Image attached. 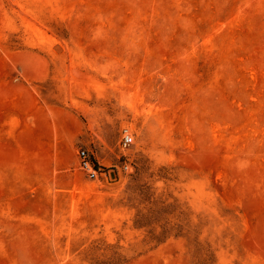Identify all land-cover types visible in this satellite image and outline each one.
<instances>
[{
  "label": "rangeland",
  "instance_id": "374dc122",
  "mask_svg": "<svg viewBox=\"0 0 264 264\" xmlns=\"http://www.w3.org/2000/svg\"><path fill=\"white\" fill-rule=\"evenodd\" d=\"M0 264H264V0H0Z\"/></svg>",
  "mask_w": 264,
  "mask_h": 264
},
{
  "label": "built area",
  "instance_id": "2783aa9c",
  "mask_svg": "<svg viewBox=\"0 0 264 264\" xmlns=\"http://www.w3.org/2000/svg\"><path fill=\"white\" fill-rule=\"evenodd\" d=\"M134 142V136L125 131L122 138L123 146L126 147ZM78 158H79V168L91 179H111L110 171L111 169H107L99 165L96 160L93 158L92 154L84 147H80L78 149ZM125 170H128L129 165H123Z\"/></svg>",
  "mask_w": 264,
  "mask_h": 264
},
{
  "label": "water",
  "instance_id": "95a60500",
  "mask_svg": "<svg viewBox=\"0 0 264 264\" xmlns=\"http://www.w3.org/2000/svg\"><path fill=\"white\" fill-rule=\"evenodd\" d=\"M110 175H111V179H113V180L117 179V172L115 169H112L110 171Z\"/></svg>",
  "mask_w": 264,
  "mask_h": 264
}]
</instances>
